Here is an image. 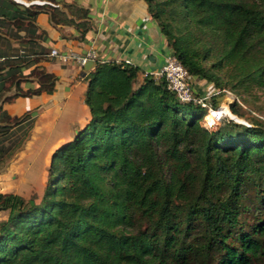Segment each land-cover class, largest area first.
Segmentation results:
<instances>
[{"label":"trees","instance_id":"trees-1","mask_svg":"<svg viewBox=\"0 0 264 264\" xmlns=\"http://www.w3.org/2000/svg\"><path fill=\"white\" fill-rule=\"evenodd\" d=\"M44 1L26 10L25 26L15 23L31 43L45 39L40 13L82 39L92 31L87 8ZM146 2L193 78L219 96L264 91V0ZM48 53L0 55V97L13 88L4 101L53 94L58 76L39 66L28 74L34 88L19 84L22 68ZM139 73L97 61L85 77L90 119L52 153L41 198L0 191V264H264V122L222 118L210 130L206 109L180 102L164 78L138 82ZM228 107L243 116L238 99ZM32 115L0 107V157L15 151L4 143Z\"/></svg>","mask_w":264,"mask_h":264},{"label":"crops","instance_id":"crops-1","mask_svg":"<svg viewBox=\"0 0 264 264\" xmlns=\"http://www.w3.org/2000/svg\"><path fill=\"white\" fill-rule=\"evenodd\" d=\"M58 1L77 3L90 11L93 28L85 39H82L74 27L55 26L51 23L49 14L40 13L36 18V33L45 32V39H33L31 43L32 38L25 28L19 29L15 23L20 20L21 25L25 26L30 18L26 10L32 4L42 5L46 1L0 0V55L24 56L39 51L41 47L48 48L49 53L44 58L31 67L22 68V71L27 73L39 66V69L45 68L58 76L53 94L43 93L4 101L11 95L6 92L0 97V107L8 114L21 116L31 113L32 118L38 119L37 129L40 128L47 134L48 141L44 142L47 149L57 148L63 142L70 141L74 132L82 129L89 121L90 110L85 104V77L95 68L97 61L128 62L140 69L138 82H141L144 73H158L172 54L167 38L149 13L146 0ZM55 48L60 51L73 49L78 54L95 50L98 57L89 69L76 61L61 64L50 56L51 50ZM35 84L23 81L20 87L28 90L34 88ZM192 86L198 95L216 90L212 83L197 78H193ZM225 98V95L218 96L217 105L228 104L230 100Z\"/></svg>","mask_w":264,"mask_h":264},{"label":"rangeland","instance_id":"rangeland-1","mask_svg":"<svg viewBox=\"0 0 264 264\" xmlns=\"http://www.w3.org/2000/svg\"><path fill=\"white\" fill-rule=\"evenodd\" d=\"M29 72L25 73L27 77L22 81L20 80L19 84L23 81L33 82L34 76H28ZM7 85L9 86L10 83L7 82ZM8 93L12 94V91ZM225 96L227 101L238 99L241 102L243 116L234 115L229 110V103H226L225 106L220 104L217 108L212 107L213 110H221L220 113L224 111L223 108L225 107L228 113H224L223 118L233 119L242 124H249L252 120L264 122V91L257 90L253 95L247 96H238L233 93L225 94ZM220 123L221 120H218L217 117L212 122H208L206 119L201 121V124L210 130L216 129ZM37 126L38 119L31 117L26 124L13 129L10 132V138L5 141L4 146L13 147L17 145V148L14 152L11 151L0 157L1 192L15 193L26 199L36 197L39 200L41 198L46 186L47 170L51 163V156L56 148H49L50 150L46 148L44 142L48 141L47 134L40 128L37 129ZM63 144L65 143L63 142ZM6 218L7 212H0V219Z\"/></svg>","mask_w":264,"mask_h":264},{"label":"built area","instance_id":"built-area-1","mask_svg":"<svg viewBox=\"0 0 264 264\" xmlns=\"http://www.w3.org/2000/svg\"><path fill=\"white\" fill-rule=\"evenodd\" d=\"M50 56L57 59L61 64L76 61L82 67L89 61H95L98 57L95 50L88 51L86 54H78L73 49L60 51L56 48L51 50ZM155 77L164 78L168 90L172 91L180 102L200 106L206 109L208 113L213 110L210 105L212 97L221 94V91L218 90L206 95L196 94L192 86L193 76L173 53L168 56L165 65L155 74ZM223 92H225V94H231L227 90ZM216 117L218 120H221L224 116L221 114Z\"/></svg>","mask_w":264,"mask_h":264},{"label":"bare ground","instance_id":"bare-ground-1","mask_svg":"<svg viewBox=\"0 0 264 264\" xmlns=\"http://www.w3.org/2000/svg\"><path fill=\"white\" fill-rule=\"evenodd\" d=\"M223 110L224 111L222 113H220L221 110H212V112H210V113L207 114V116L205 117V119L208 120V122H210V121L212 122L213 120H215V117L216 116L221 115V114L223 115L224 113H226V114L228 113L227 112V109L225 107L223 108Z\"/></svg>","mask_w":264,"mask_h":264},{"label":"water","instance_id":"water-1","mask_svg":"<svg viewBox=\"0 0 264 264\" xmlns=\"http://www.w3.org/2000/svg\"><path fill=\"white\" fill-rule=\"evenodd\" d=\"M94 64V61H89L87 64H86V68L89 69V66Z\"/></svg>","mask_w":264,"mask_h":264}]
</instances>
